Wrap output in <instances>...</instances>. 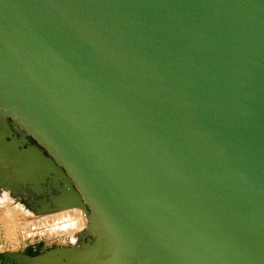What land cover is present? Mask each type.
Returning a JSON list of instances; mask_svg holds the SVG:
<instances>
[{"label": "water", "instance_id": "obj_1", "mask_svg": "<svg viewBox=\"0 0 264 264\" xmlns=\"http://www.w3.org/2000/svg\"><path fill=\"white\" fill-rule=\"evenodd\" d=\"M0 185L86 217L2 264H264V0H0Z\"/></svg>", "mask_w": 264, "mask_h": 264}, {"label": "rangeland", "instance_id": "obj_2", "mask_svg": "<svg viewBox=\"0 0 264 264\" xmlns=\"http://www.w3.org/2000/svg\"><path fill=\"white\" fill-rule=\"evenodd\" d=\"M22 194L23 193L12 191L11 200L9 202H3V205L0 206V252L5 250L22 251L27 247L28 244L38 241L45 242V244L48 245L58 244L60 242L68 244L69 239H72V237L69 233L65 232V229H59L57 232H51L49 231V229L41 227L44 221L41 215H43L44 213L40 214L33 211V214L31 216L25 214L24 217H22V215L19 213L18 216H21L23 219L18 217L16 221H14L16 223L13 224V229L9 230L5 226V212L21 201V197L19 196H23ZM75 214L79 215V210H76ZM23 229H28V235L23 234ZM0 264H2L1 259Z\"/></svg>", "mask_w": 264, "mask_h": 264}, {"label": "bare ground", "instance_id": "obj_3", "mask_svg": "<svg viewBox=\"0 0 264 264\" xmlns=\"http://www.w3.org/2000/svg\"><path fill=\"white\" fill-rule=\"evenodd\" d=\"M7 187L10 186L0 185V206L3 205V202H9L11 200V192H12L11 187L10 188ZM76 210H79V215L75 214ZM33 211L34 210L29 202V199H22L19 203H17L13 207H11V209L5 212V222H6L5 226L9 230L13 229L14 227L13 224L16 223L14 221H16L18 217L22 218L24 217L25 214L31 216L33 214ZM19 213L22 215V217L18 216ZM41 216L45 221V222L43 221L41 227L47 228L51 232L52 231L57 232L59 229H65V232L69 233L73 240L76 237V232L84 228L86 224L85 214L83 213L82 210L76 207H71L57 211H50L49 213H45L44 215Z\"/></svg>", "mask_w": 264, "mask_h": 264}, {"label": "crops", "instance_id": "obj_4", "mask_svg": "<svg viewBox=\"0 0 264 264\" xmlns=\"http://www.w3.org/2000/svg\"><path fill=\"white\" fill-rule=\"evenodd\" d=\"M24 199H26V198H24ZM57 245H65V243L60 242L58 244H50V245H48V244H45V242L38 241V242H34V243H31V244H28L27 247L24 248L22 251H25V252H28V253H36V252L42 251L44 249H47L49 247L57 246Z\"/></svg>", "mask_w": 264, "mask_h": 264}, {"label": "flooded vegetation", "instance_id": "obj_5", "mask_svg": "<svg viewBox=\"0 0 264 264\" xmlns=\"http://www.w3.org/2000/svg\"><path fill=\"white\" fill-rule=\"evenodd\" d=\"M22 195L23 196H19V197H21V200H22V198L29 199V202H30V204H31V206H32V208H33L34 211L36 210L37 207H39V206H36L34 204V198H35L34 196H28V193H23Z\"/></svg>", "mask_w": 264, "mask_h": 264}, {"label": "built area", "instance_id": "obj_6", "mask_svg": "<svg viewBox=\"0 0 264 264\" xmlns=\"http://www.w3.org/2000/svg\"><path fill=\"white\" fill-rule=\"evenodd\" d=\"M22 232H23L24 235H28V229H23ZM71 242H73V240L70 238L68 244L71 243ZM6 264H8V263H6Z\"/></svg>", "mask_w": 264, "mask_h": 264}, {"label": "trees", "instance_id": "obj_7", "mask_svg": "<svg viewBox=\"0 0 264 264\" xmlns=\"http://www.w3.org/2000/svg\"><path fill=\"white\" fill-rule=\"evenodd\" d=\"M0 259H1V255H0Z\"/></svg>", "mask_w": 264, "mask_h": 264}]
</instances>
